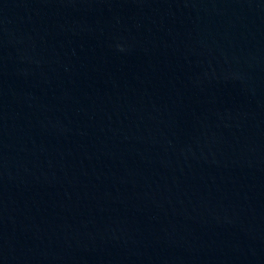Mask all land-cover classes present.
<instances>
[{
  "label": "water",
  "instance_id": "water-1",
  "mask_svg": "<svg viewBox=\"0 0 264 264\" xmlns=\"http://www.w3.org/2000/svg\"><path fill=\"white\" fill-rule=\"evenodd\" d=\"M0 264H264V0H0Z\"/></svg>",
  "mask_w": 264,
  "mask_h": 264
}]
</instances>
